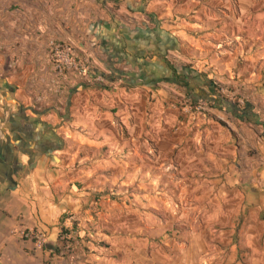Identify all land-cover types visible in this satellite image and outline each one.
I'll return each mask as SVG.
<instances>
[{
	"label": "crops",
	"instance_id": "crops-1",
	"mask_svg": "<svg viewBox=\"0 0 264 264\" xmlns=\"http://www.w3.org/2000/svg\"><path fill=\"white\" fill-rule=\"evenodd\" d=\"M50 39L110 84L56 95ZM261 241L264 0H0V264H239Z\"/></svg>",
	"mask_w": 264,
	"mask_h": 264
},
{
	"label": "built area",
	"instance_id": "built-area-1",
	"mask_svg": "<svg viewBox=\"0 0 264 264\" xmlns=\"http://www.w3.org/2000/svg\"><path fill=\"white\" fill-rule=\"evenodd\" d=\"M48 57L52 64V69L55 77L53 90L56 95L62 93L60 88L62 80L74 77L78 81H83L86 84H93L99 87L109 85L110 82L106 77L100 74H94L91 71L90 65L87 61H83L77 58L73 47L66 41L60 42L53 39L47 41ZM205 103H198L195 105H185L189 114H203L206 111ZM69 228H63L70 230ZM13 235H17L19 238L31 241L35 248L41 249L45 244V237L42 233L36 230H16L12 232ZM75 235V233H72ZM66 236L60 235L63 240ZM70 238V236H68Z\"/></svg>",
	"mask_w": 264,
	"mask_h": 264
},
{
	"label": "rangeland",
	"instance_id": "rangeland-1",
	"mask_svg": "<svg viewBox=\"0 0 264 264\" xmlns=\"http://www.w3.org/2000/svg\"><path fill=\"white\" fill-rule=\"evenodd\" d=\"M260 232L262 233V230ZM262 238H263V235H262ZM254 250H258L262 253L264 250V242L261 241L260 244H256ZM239 254H242V256L240 258H238V260H237L239 264H264L263 259L256 261L252 258L253 252H252L251 248H249V247L240 245ZM254 261H256V262H254Z\"/></svg>",
	"mask_w": 264,
	"mask_h": 264
},
{
	"label": "trees",
	"instance_id": "trees-1",
	"mask_svg": "<svg viewBox=\"0 0 264 264\" xmlns=\"http://www.w3.org/2000/svg\"><path fill=\"white\" fill-rule=\"evenodd\" d=\"M105 77V76H103ZM107 78V77H106ZM109 80V78H107ZM75 224L72 225L70 230L61 229L60 235L64 234L66 237L62 240L63 246H66L68 244L73 245V243L77 240L76 232H75ZM72 233H75V235H72ZM70 236V238H68Z\"/></svg>",
	"mask_w": 264,
	"mask_h": 264
}]
</instances>
